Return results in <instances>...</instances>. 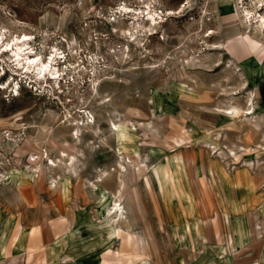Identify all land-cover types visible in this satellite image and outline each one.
Here are the masks:
<instances>
[{
    "label": "rangeland",
    "instance_id": "obj_1",
    "mask_svg": "<svg viewBox=\"0 0 264 264\" xmlns=\"http://www.w3.org/2000/svg\"><path fill=\"white\" fill-rule=\"evenodd\" d=\"M259 17L264 0H0V264H264Z\"/></svg>",
    "mask_w": 264,
    "mask_h": 264
},
{
    "label": "bare ground",
    "instance_id": "obj_2",
    "mask_svg": "<svg viewBox=\"0 0 264 264\" xmlns=\"http://www.w3.org/2000/svg\"><path fill=\"white\" fill-rule=\"evenodd\" d=\"M151 17H152V15H151ZM151 23L152 24H155V21H154V19L153 18H151ZM258 23H259V28H261V27H264V26H262V25H264V17H259V21H258ZM249 29V28H248ZM262 29V28H261ZM249 31V30H248ZM255 32V31H254ZM257 32L260 34V30H257ZM257 32L255 33V35L257 36L258 34H257ZM262 34H264V33H262ZM254 35V34H253ZM29 38V37H28ZM28 38H27V36L26 35H24L23 36V41H27L28 40ZM24 44H25V42H24ZM16 56L18 57L19 56V54H16ZM35 61H37V59L36 60H32V62H35ZM32 62H30V63H32ZM27 69H30L31 67H26ZM37 71L38 72H43L44 71V69L46 68V66H44V65H42V64H37ZM248 110H250V109H248ZM226 111V110H225ZM241 113V111L239 110V109H236V108H231L230 109V112L229 113H227V114H229V117L230 118H232V119H234V118H237L238 116H239V114ZM252 112H250V113H246V114H251ZM89 122V121H88ZM90 124H86V128L87 129H93V134H94V137H97L98 136V132H97V129L95 128V126H94V122H89ZM78 134V135H77ZM76 134V136L74 137V141L76 142V143H80L81 142V135H79V133H77ZM98 139V138H97ZM87 145H88V147L90 146V144H89V142L87 143ZM64 155V153H61V156H63ZM65 156V155H64ZM63 156V157H64ZM67 157V159L70 161V160H73L74 159V156H70V155H67L66 156ZM59 161H60V159H59ZM71 162V161H70ZM51 166H53L54 167V162L53 161H51V164H50ZM70 166V165H69ZM101 181V180H100ZM118 201V200H117ZM117 201H115V204L113 205V208L110 210V213H112V214H115L116 213V215H117V213L118 212H122V209H121V207H120V204H117ZM122 214V213H121ZM111 215V214H110ZM122 216V215H121ZM118 219V218H117Z\"/></svg>",
    "mask_w": 264,
    "mask_h": 264
},
{
    "label": "crops",
    "instance_id": "obj_3",
    "mask_svg": "<svg viewBox=\"0 0 264 264\" xmlns=\"http://www.w3.org/2000/svg\"><path fill=\"white\" fill-rule=\"evenodd\" d=\"M230 53L233 57L238 59V61L242 62L241 64L243 65L246 71L248 70L247 68L249 64L253 65L254 62H256L255 59L259 60L257 55L250 57V54L246 53V50L243 46H240V48L237 46H233Z\"/></svg>",
    "mask_w": 264,
    "mask_h": 264
}]
</instances>
